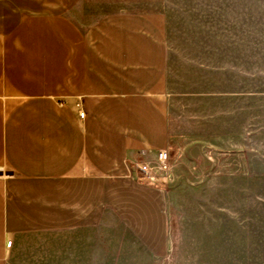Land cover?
Instances as JSON below:
<instances>
[{"label":"crops","instance_id":"crops-1","mask_svg":"<svg viewBox=\"0 0 264 264\" xmlns=\"http://www.w3.org/2000/svg\"><path fill=\"white\" fill-rule=\"evenodd\" d=\"M79 1L0 0V264L25 233L108 217L154 255L167 242L163 192L125 165L168 145L163 30L129 9L84 27Z\"/></svg>","mask_w":264,"mask_h":264},{"label":"rangeland","instance_id":"rangeland-1","mask_svg":"<svg viewBox=\"0 0 264 264\" xmlns=\"http://www.w3.org/2000/svg\"><path fill=\"white\" fill-rule=\"evenodd\" d=\"M123 9L153 14L168 47L169 167L135 177L164 194V250L108 217L25 233L9 264H264V0H80L72 15L88 27Z\"/></svg>","mask_w":264,"mask_h":264},{"label":"built area","instance_id":"built-area-1","mask_svg":"<svg viewBox=\"0 0 264 264\" xmlns=\"http://www.w3.org/2000/svg\"><path fill=\"white\" fill-rule=\"evenodd\" d=\"M81 117H84L85 113L80 112ZM169 151L167 148L159 149L153 159L145 157L144 151H136L131 157L125 159V165L128 173L127 177L135 179L144 178L145 180H151L156 177V173L159 171H166L169 167ZM13 240L7 241V246L12 245Z\"/></svg>","mask_w":264,"mask_h":264},{"label":"bare ground","instance_id":"bare-ground-1","mask_svg":"<svg viewBox=\"0 0 264 264\" xmlns=\"http://www.w3.org/2000/svg\"><path fill=\"white\" fill-rule=\"evenodd\" d=\"M2 170V169H1Z\"/></svg>","mask_w":264,"mask_h":264}]
</instances>
